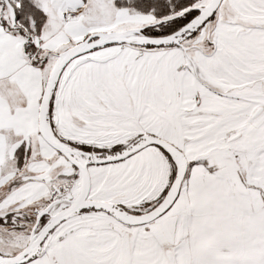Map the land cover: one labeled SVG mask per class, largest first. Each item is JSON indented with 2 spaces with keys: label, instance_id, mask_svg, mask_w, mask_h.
<instances>
[{
  "label": "snow or ice",
  "instance_id": "snow-or-ice-1",
  "mask_svg": "<svg viewBox=\"0 0 264 264\" xmlns=\"http://www.w3.org/2000/svg\"><path fill=\"white\" fill-rule=\"evenodd\" d=\"M0 264H264V0H0Z\"/></svg>",
  "mask_w": 264,
  "mask_h": 264
}]
</instances>
